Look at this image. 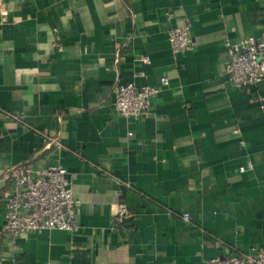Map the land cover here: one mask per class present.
<instances>
[{
  "label": "crops",
  "instance_id": "crops-1",
  "mask_svg": "<svg viewBox=\"0 0 264 264\" xmlns=\"http://www.w3.org/2000/svg\"><path fill=\"white\" fill-rule=\"evenodd\" d=\"M186 26L193 49L174 55L168 32ZM246 37L264 38V0H0V234L27 161L75 175L80 226L0 239V264L264 250V81L241 90L225 75L226 42ZM116 83L160 88L151 114H116ZM119 204L131 216L115 226Z\"/></svg>",
  "mask_w": 264,
  "mask_h": 264
},
{
  "label": "built area",
  "instance_id": "built-area-1",
  "mask_svg": "<svg viewBox=\"0 0 264 264\" xmlns=\"http://www.w3.org/2000/svg\"><path fill=\"white\" fill-rule=\"evenodd\" d=\"M168 41L174 55L183 54L193 49L194 41L190 27L172 28L168 32ZM227 66L226 78L237 89L249 90L264 81V38H243L236 44L226 42ZM138 61L150 64L147 55L138 56ZM162 86L169 84L168 79H161ZM160 88L154 86L137 87L133 83L113 86L116 114L130 118H146L151 114L152 101L159 94ZM239 132V131H238ZM129 133V136H132ZM244 145V143L242 142ZM55 145L62 148V143L52 140L47 147ZM253 164L240 167V172L252 169ZM75 178L63 166H50L35 170L32 162L21 164L13 172V189L7 197L5 224L1 228V241L17 244L24 234H41L46 230H62L71 233L79 231L76 222L79 201L75 199L71 185ZM131 216L125 204H119L113 223L119 226ZM184 219L190 220L185 214ZM205 264H264V250L256 254H239L216 257Z\"/></svg>",
  "mask_w": 264,
  "mask_h": 264
}]
</instances>
